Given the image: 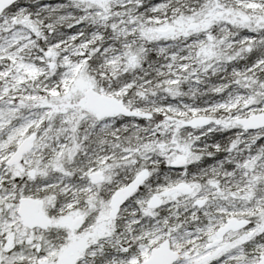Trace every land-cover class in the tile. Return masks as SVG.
Here are the masks:
<instances>
[{
	"label": "snow or ice",
	"instance_id": "1",
	"mask_svg": "<svg viewBox=\"0 0 264 264\" xmlns=\"http://www.w3.org/2000/svg\"><path fill=\"white\" fill-rule=\"evenodd\" d=\"M0 264H264V0H0Z\"/></svg>",
	"mask_w": 264,
	"mask_h": 264
}]
</instances>
